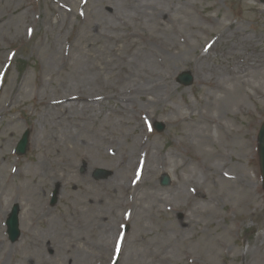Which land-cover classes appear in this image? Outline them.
<instances>
[{
	"label": "rangeland",
	"instance_id": "obj_1",
	"mask_svg": "<svg viewBox=\"0 0 264 264\" xmlns=\"http://www.w3.org/2000/svg\"><path fill=\"white\" fill-rule=\"evenodd\" d=\"M187 71L185 86L177 76ZM78 85L101 104L68 118L85 144H65L69 187L50 205L54 186L38 189L24 173L37 158L58 165L49 137L66 123L44 104L77 97ZM154 88L165 94L154 97ZM40 118L35 150L29 126ZM263 120L259 0H0V209L18 203L22 219L12 242L0 216V236L16 245L11 264H264ZM133 150L143 172L134 165L116 177L115 154ZM95 168L111 172L95 178ZM39 204L51 214L39 217ZM70 207L79 220L67 225L60 214ZM46 232L44 252L26 244Z\"/></svg>",
	"mask_w": 264,
	"mask_h": 264
},
{
	"label": "bare ground",
	"instance_id": "obj_2",
	"mask_svg": "<svg viewBox=\"0 0 264 264\" xmlns=\"http://www.w3.org/2000/svg\"><path fill=\"white\" fill-rule=\"evenodd\" d=\"M223 35V33H221ZM220 35V36H222ZM203 76L204 74L202 75L200 73V75H198L197 77H195V79H203ZM194 79V80H195ZM73 88L77 89L79 91V94L78 93V96L77 97H73V98H69V96H64L65 99H62L61 102H57V103H54V104H57V105H52L51 103L48 104H44L45 107L47 108V111L51 114V117L53 119H57L62 122H65L66 123V126H63V128L61 127V130H58V132L53 135V136H50L49 137V147H48V150L51 154V152L53 153L54 157H59V160L56 162L58 163V165L55 166V168H51L50 164L48 166V164L43 161L41 158H37V160H30V163L32 165H29L28 166V169H27V172L24 173V175H26L28 181L30 182V184L32 186H36V185H39L38 183H44L45 185L47 184H50L52 186H59V185H64V186H68L69 187V184H68V173H67V162H66V151H65V144H69V140H72L74 142H78L79 141H82V144H85L84 143V140L83 139H79L80 137V133L79 132H75L73 131L72 129H70L69 127H71V120L68 119L69 117H72L73 115H75V113H77L78 111L76 109H79L82 111L84 110H89L90 108L93 109L95 106L94 105H100L101 102H98L96 100H92L88 98H83L84 97V89H82L81 86H74ZM152 93L154 94L153 96L157 97H162L165 93L163 92H159L157 91L156 88L153 89ZM136 96V92H135V95L133 96H128V98L126 99H123V102L122 104L124 105V102L126 104H130L133 102L134 98ZM125 97V96H124ZM73 99H76V100H73ZM43 119H45L43 117ZM42 123V119H38L35 121V123H32L30 126H29V129L31 131V137H32V142H34V149L35 150H38L40 148V145L37 143V142H40V137L39 135L41 134V130L39 129V125ZM90 141H86L87 144L89 145H92V143H95L93 141V139H91L90 137L88 138ZM140 152V151H139ZM144 152V151H143ZM152 153H150L151 155ZM137 155V152L136 150H133V151H130L129 153H125V154H121L119 156H117L115 154V157L113 158L114 159H119V168L116 170L118 172H115L113 174H116V177L118 178H121L122 174H124V172L127 171V169L130 171V167L134 166V169L133 170H138L140 173L143 172V169H144V166L143 165V160L138 158L139 157V153ZM136 157V158H135ZM152 159V157H151ZM145 161H147V159L145 158ZM114 162V161H112ZM161 163L164 164V161L161 160L160 161ZM149 164V163H148ZM131 165V166H130ZM73 167V166H71ZM110 167V166H109ZM74 169V167L72 168ZM74 176H76L74 174ZM112 178V177H111ZM139 185L140 183L137 182L134 183V190H133V193H137L138 191V188H139ZM41 185H39L37 188L39 189ZM150 186L153 188L155 187L156 188V182L155 181H152L150 183ZM61 188V186H60ZM121 191H127L128 187H126L125 185H121L120 187ZM43 201V200H41ZM86 204L88 206H93L95 203H97L96 200H92L91 198H87L86 200L84 199V202L83 204ZM6 206V205H5ZM4 206V207H5ZM40 206V204H39ZM40 211L42 212V207L40 206ZM75 209L76 208H73V212L71 211V207L70 208H66V212H62V214H60V217H64L67 221H66V224L67 225H72V220H79V218L75 215ZM255 209V208H253ZM256 210V209H255ZM34 213V212H33ZM32 214V213H31ZM37 214V213H35ZM51 214V210H45L42 214H40L39 212V217H43V216H48ZM7 215V210L2 213V219L4 217H6ZM54 215V214H53ZM52 216V215H51ZM29 221L31 223H36L37 220L35 219H32L31 216H29ZM52 222V218L51 217H48L47 218V222L45 223L46 227H49V225L51 224ZM178 228H182L183 226H189V223L187 222V219L184 221L182 220H177L176 223ZM252 229V228H250ZM26 235H28V230H26ZM46 237H34L35 240H37L36 243H34L32 241V235H30L29 237H26V240H27V245L30 246L32 244H34L33 246L35 248H37L39 251H43L44 249H47L48 248V243H49V240L52 239V234L50 232H46ZM24 235V234H23ZM25 235V236H26ZM25 236H24V240H25ZM49 240H48V239ZM44 241H45V245H44ZM256 245V244H254ZM74 244H71L69 246V252H70V255H74L75 254V250H74ZM16 245L15 244H10V243H5L4 239L0 236V253L2 254L1 258H5L6 261L5 264H11V262H13L15 259H16ZM44 252V251H43ZM43 255V254H42ZM44 256V255H43ZM19 259V258H18ZM20 259L22 260H25L26 258H24L23 256L20 257ZM38 264H42L40 262H36Z\"/></svg>",
	"mask_w": 264,
	"mask_h": 264
},
{
	"label": "water",
	"instance_id": "obj_3",
	"mask_svg": "<svg viewBox=\"0 0 264 264\" xmlns=\"http://www.w3.org/2000/svg\"><path fill=\"white\" fill-rule=\"evenodd\" d=\"M178 79L180 81H182L185 84L190 83L192 80V76L189 72L187 73H183L181 74ZM157 127L158 129H162L163 126L157 123ZM259 136H258V141H259V154H260V165H261V173L262 176L264 177V124L261 127L260 131H259ZM20 152H22V150H20ZM162 184L167 185L169 184L170 180L168 179V177L163 176L162 177ZM9 234H10V238L15 239L17 238V236L19 235V231L17 230V219L15 217V214L12 216L11 219H9Z\"/></svg>",
	"mask_w": 264,
	"mask_h": 264
}]
</instances>
